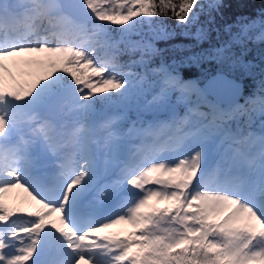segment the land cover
<instances>
[{
	"label": "snow or ice",
	"instance_id": "obj_1",
	"mask_svg": "<svg viewBox=\"0 0 264 264\" xmlns=\"http://www.w3.org/2000/svg\"><path fill=\"white\" fill-rule=\"evenodd\" d=\"M224 6L0 0V264H264V57Z\"/></svg>",
	"mask_w": 264,
	"mask_h": 264
},
{
	"label": "trees",
	"instance_id": "obj_2",
	"mask_svg": "<svg viewBox=\"0 0 264 264\" xmlns=\"http://www.w3.org/2000/svg\"><path fill=\"white\" fill-rule=\"evenodd\" d=\"M203 3H207L208 0H202ZM223 16L218 17V22L223 23V21L235 22L237 20H245L253 22V26L248 30L247 37H245V46L248 49L247 59L253 61L254 64L259 65L261 58L264 57V40L258 39L259 32L261 30V13L264 12V0H224ZM204 23V18L201 16L200 24ZM165 25L170 29L176 28V22L174 20H166ZM215 35V34H213ZM180 43H191L185 37L181 35H176L169 41H158L156 46L161 49H169L165 51L162 55L163 58L170 62L174 55H177L174 51L170 50V45L180 44ZM206 46V45H205ZM159 57L157 58V62ZM199 70L192 68L186 70L185 75L195 78L198 76ZM134 117V115H133Z\"/></svg>",
	"mask_w": 264,
	"mask_h": 264
},
{
	"label": "rangeland",
	"instance_id": "obj_3",
	"mask_svg": "<svg viewBox=\"0 0 264 264\" xmlns=\"http://www.w3.org/2000/svg\"><path fill=\"white\" fill-rule=\"evenodd\" d=\"M262 29L259 32V36L261 34ZM99 51V55L100 56H104L105 52L103 49H98ZM15 63L14 60H7L5 61V65H6V72H5V78L7 83L9 84V86L13 85L14 83H24L25 81L30 79V76L26 75V74H22L21 73V67H18L19 65H17L16 63L14 64L15 66L12 67V64ZM8 73H11L12 76L15 77V81H13L12 79L9 78ZM22 75V79H19V76ZM132 118L134 119L135 117L132 116ZM6 195V199L9 202V204H15L18 203L20 199H22L24 197V193L21 192L20 190H15L11 193H7ZM164 205H160V207H163ZM134 229L132 228L131 225H127V224H121V225H116L115 227L111 228L108 230L109 233L112 234H116V235H120V236H125L128 233L132 232Z\"/></svg>",
	"mask_w": 264,
	"mask_h": 264
},
{
	"label": "bare ground",
	"instance_id": "obj_4",
	"mask_svg": "<svg viewBox=\"0 0 264 264\" xmlns=\"http://www.w3.org/2000/svg\"><path fill=\"white\" fill-rule=\"evenodd\" d=\"M31 59V57H29V56H24V57H16V58H11V59H9V60H14V62L17 64V65H19L18 67H21L20 69H21V73L23 74H26V75H28V73L30 72V71H32V69L30 68V66L26 63V61H28V60H30ZM15 63H13L12 64V67H14L15 65ZM29 76V75H28ZM19 79H22V75H20L19 76Z\"/></svg>",
	"mask_w": 264,
	"mask_h": 264
}]
</instances>
